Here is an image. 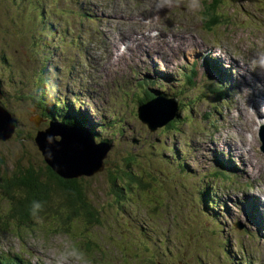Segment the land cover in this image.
Wrapping results in <instances>:
<instances>
[{"label": "rangeland", "instance_id": "1", "mask_svg": "<svg viewBox=\"0 0 264 264\" xmlns=\"http://www.w3.org/2000/svg\"><path fill=\"white\" fill-rule=\"evenodd\" d=\"M123 1L0 0V107L17 120L12 138L0 136V162L8 175L19 163L39 174L48 171L35 136L51 123L78 126L74 121H79L94 144L106 147L101 171L71 178H81L80 203L85 198L91 204L93 218L82 209L78 215L62 213L52 202L38 216L22 220L15 210L20 195L5 198L0 180V252L22 251L27 264H81L73 251L82 253L86 264H264V212L259 211L264 205V101L259 102L249 77L253 67L264 76L259 66L264 0H133L138 9ZM213 5L224 15L213 16L219 13ZM132 13L136 27L128 24ZM127 39L129 51L118 56V43ZM35 40L43 41L38 52L29 46ZM194 41L199 42L194 46ZM157 45L156 53L168 56L165 61L150 51L137 56L138 50ZM214 58L230 73V88L222 97L200 80L221 84L224 73L205 66L215 65ZM196 59V83L184 84L180 80L188 68L179 69ZM143 63L149 65L146 70ZM163 65L171 113L180 114L179 96L186 103L182 119L188 109L194 117L167 133L165 126L157 127L158 114L149 106L161 83L148 86L143 78L150 73L158 80ZM132 73L142 74L145 86L140 87L148 89L136 90L133 79L128 84ZM169 76L178 90L184 86L183 95L173 94ZM204 108L208 115L200 114ZM165 116L166 125L176 120ZM61 139L55 135L51 145ZM69 139L85 152V143ZM226 163L234 175L218 170ZM120 166L133 168L134 181L142 170L149 173L136 183L140 191L127 185L131 188L122 198L111 186ZM159 180L169 191L161 190ZM61 215L69 232L60 229Z\"/></svg>", "mask_w": 264, "mask_h": 264}, {"label": "trees", "instance_id": "2", "mask_svg": "<svg viewBox=\"0 0 264 264\" xmlns=\"http://www.w3.org/2000/svg\"><path fill=\"white\" fill-rule=\"evenodd\" d=\"M214 0H212L213 3ZM218 2H223L222 0H217ZM214 6V5H213ZM215 9H218L219 13L217 15L213 14V16H220L224 15L219 9L220 6H214ZM213 10V9H212ZM43 44L42 40H35L33 41L32 45H29L31 49H36L38 52L40 46ZM36 45V46H35ZM197 71L194 67V65H191L190 73L185 71L183 73V79L180 80L184 84L187 82L191 85H193L194 77L196 76ZM166 77V76H165ZM161 80H164V78L159 77ZM148 85L154 86L155 84L158 85L161 82H158L156 79L152 80H145ZM168 81L170 83L176 82V79L172 76V78H169ZM139 86H145L141 82H138ZM164 87L168 89V85L164 84ZM162 85L160 86V92H158L159 95L166 96V91ZM147 89V88H146ZM187 92L190 95H194L190 89H187ZM185 93L184 86H182L179 90L175 88L174 95H183ZM168 95V94H167ZM171 98H175L172 96ZM196 100L200 98L199 95H196L194 97ZM169 99V98H168ZM177 101L180 102V106L183 105V107L180 109V114L178 116H175V121L172 120L168 125L164 127V132H169L170 130L173 131L176 129V125L185 123L188 119L194 118L191 116L189 109L187 110V113L184 115L183 119L181 117V112H184V107L186 106V103H184L183 99L181 97H177ZM191 102H195L194 100H191ZM189 104V103H187ZM47 112L52 114L55 112V109H52V111L47 109ZM52 112V113H51ZM174 117V116H173ZM178 119V120H177ZM73 123V122H70ZM74 123L78 126H81V123L79 121H74ZM175 157V155H172ZM135 158V157H134ZM20 165L17 166V169L13 171L10 175H8V169L7 167L0 162V180L2 182L3 190L6 195L5 198H11L15 199V195H20L18 200L15 199V202H19V204L15 206V210L18 217H21L22 220H25V218L38 216L37 214L41 211L42 207H44L47 203H52L58 207H55L58 211L68 214L74 213L78 215L80 213V210H84L85 213L89 214L92 218L95 216V211L93 210V207L91 204H89L85 198H83V202L80 203V199L83 197L82 192H84V186L80 185L79 182L81 181L79 179H63L59 177L58 174L53 172L48 166H46L47 170L44 174L51 182H43V177H45L43 174H39L38 172L34 171L31 168H28V166H24L23 164L19 163ZM120 167H117L114 169V174L111 177V186L113 188L114 193L121 197L123 195L124 189L130 190V188H134L135 191H140V188L138 189V185L136 183L142 184L143 180L145 181V178L142 176H148L149 173L147 170H142L143 172L136 175L135 181H134V171L133 168L130 166L128 171L126 169H123ZM39 168V167H37ZM7 172V173H5ZM148 179V178H146ZM56 181V183L53 185V183ZM134 181V182H133ZM127 182V184H126ZM158 181H156L157 183ZM160 186L162 187L161 183L162 180H159ZM52 186H51V185ZM131 186L128 188V186ZM137 187H136V186ZM133 189V190H134ZM162 191L167 190L165 187L161 188ZM62 197V198H59ZM66 197L65 199H63ZM122 198V197H121ZM34 204H39V208H34ZM65 209V210H64ZM66 216V215H65ZM61 217H64L61 215ZM71 216H69L70 219ZM96 218V217H95ZM62 220V226H60L61 231L69 232V227L65 226L67 222H65V217L61 219ZM21 224L25 225L24 222L21 221ZM146 227H142V230H144ZM60 231V232H61ZM227 242H230L229 240ZM71 249V248H70ZM23 262L22 256L19 254H15L14 257H5L3 256V253L0 252V264H21Z\"/></svg>", "mask_w": 264, "mask_h": 264}, {"label": "water", "instance_id": "3", "mask_svg": "<svg viewBox=\"0 0 264 264\" xmlns=\"http://www.w3.org/2000/svg\"><path fill=\"white\" fill-rule=\"evenodd\" d=\"M0 93L2 94L1 89ZM168 101L169 99L159 98L149 105L152 107V111L158 114L156 119L159 120V126L156 125L157 127H162L169 122L168 117L165 116L166 114L170 117V120L175 117H173L174 114L170 111L168 105L171 103H168ZM143 120L145 121L144 118ZM16 127L17 120L14 119L11 111L2 105L0 107V136L4 138L7 134L9 139L12 138L16 132ZM55 135H60L62 139L59 142L55 141L57 146H52L51 144L54 143L50 142V138L55 139ZM70 136H74L86 144L85 152L80 153L78 147L69 139ZM35 142L37 147L43 151L49 168L63 179L91 175L103 169V157L105 155L104 152L106 153V147L94 144L90 134L83 131V129L65 123H51L46 132L42 130L38 131L35 136ZM72 154L80 156L77 157V159L80 158V161L72 162L63 160V158L71 156ZM81 157H83V160H81Z\"/></svg>", "mask_w": 264, "mask_h": 264}, {"label": "bare ground", "instance_id": "4", "mask_svg": "<svg viewBox=\"0 0 264 264\" xmlns=\"http://www.w3.org/2000/svg\"><path fill=\"white\" fill-rule=\"evenodd\" d=\"M73 1H77V0H73ZM133 14V16H134V20L131 22V23H128L129 25L130 24H134L135 25V27L137 26V19H138V17H137V15H135V13H132ZM154 31H156V30H153L152 32H154ZM178 33V32H177ZM180 34H183V35H186V33H182V32H179ZM178 33V34H179ZM188 36V35H187ZM193 39V38H192ZM208 39V38H207ZM190 40V39H189ZM188 40V41H189ZM209 40V39H208ZM130 42H131V40L130 39H127V40H125V41H121V42H119L118 43V45L120 46L119 48H118V51H117V55L118 56H120L121 55V53L123 52V54H125V53H127L128 51H129V46H130ZM197 42H199V41H197ZM196 41H194V46L196 45L195 43H197ZM186 46H189V45H186ZM206 47V46H205ZM157 48H159V46L157 45V46H155V47H153V48H150V49H145V50H138V54H137V56H141V53L142 52H144V51H147V52H149L151 55H153V57L154 58H156V59H160V60H162V61H165L167 58L166 57H168V56H164L163 58L162 57H160L156 52H158L156 49ZM127 51V52H126ZM130 52L132 53V49H130ZM143 54V53H142ZM177 57V56H176ZM209 63V62H208ZM169 64V63H168ZM143 65H145V70L149 67V65L148 64H146V63H143ZM208 66L209 65H211L212 67H214L215 65L214 64H211V63H209V64H207ZM189 66V65H188ZM187 66V67H188ZM259 66H261V68H264V65H261L260 63H259ZM187 67H185V68H181V69H179V71H184ZM200 67V66H199ZM253 69V72H251L250 71V81H251V83H253L254 82V85L256 86V90H257V92L259 93V96H261V97H258V95H257V97H258V100H259V102L261 103L262 101H264V76H263V74H262V72L263 71H261L260 69H258V68H255V67H253L252 68ZM167 69H166V65H163V67H161V76L160 77H165V71H166ZM249 70H251V68L249 69ZM178 71V70H177ZM147 72V71H146ZM209 75V74H208ZM143 78H144V80H146V79H150V80H152L153 78H156L153 74H150V73H145L144 75H143ZM158 79H160V78H158ZM160 81H162L161 82V85H164L163 84V80H161L160 79ZM147 84V83H146ZM135 87V86H134ZM134 87H131V88H134ZM138 87V90L139 89H145V88H147L148 89V87H140V86H137ZM160 89V88H159ZM205 90V89H204ZM175 99V98H174ZM173 98H172V100H174ZM178 99H176V101H177ZM178 102V101H177ZM262 104V103H261ZM263 105V104H262ZM264 106V105H263ZM258 111H262V109L261 108H259V110ZM263 116H264V114H263ZM250 117H252V115H250ZM219 147V146H218ZM215 162V161H214ZM223 162V161H222ZM228 163V162H227ZM226 163V164H227ZM207 172V171H206ZM233 172V171H232ZM237 203V202H236ZM264 203V202H263ZM261 207V206H260ZM221 209V208H220ZM213 210H217V207H213ZM262 210H263V212H264V205H263V208L262 209H259V211L260 212H262ZM238 211V210H237ZM241 212V211H240ZM227 214V213H226ZM235 214V213H234ZM238 216V215H237ZM223 217V216H222ZM264 217V216H263ZM217 218V217H216ZM232 224L231 225H233L235 222H231ZM260 223H262V222H260ZM208 224V223H207ZM236 224H238V223H236ZM264 230V229H263ZM148 231V230H147ZM238 232H239V230H238ZM237 233V232H236ZM263 235V234H262ZM264 238V237H263ZM255 244V243H254ZM239 251V250H238ZM236 255V254H235ZM237 258V257H236ZM238 262V261H237Z\"/></svg>", "mask_w": 264, "mask_h": 264}, {"label": "clouds", "instance_id": "5", "mask_svg": "<svg viewBox=\"0 0 264 264\" xmlns=\"http://www.w3.org/2000/svg\"><path fill=\"white\" fill-rule=\"evenodd\" d=\"M259 63L261 65H264V58H262ZM34 208H39L40 205L39 204H34L33 205ZM72 255L76 256L77 260L81 261V264H86V262L84 261V257H83V254L82 253H77L75 251L72 252Z\"/></svg>", "mask_w": 264, "mask_h": 264}]
</instances>
